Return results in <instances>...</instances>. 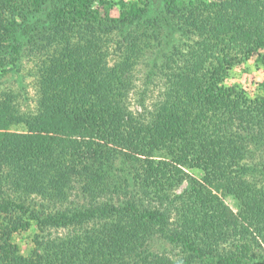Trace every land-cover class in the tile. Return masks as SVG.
I'll return each instance as SVG.
<instances>
[{
	"label": "trees",
	"instance_id": "1",
	"mask_svg": "<svg viewBox=\"0 0 264 264\" xmlns=\"http://www.w3.org/2000/svg\"><path fill=\"white\" fill-rule=\"evenodd\" d=\"M166 4L151 21L147 5L115 18L100 15L102 0H0V80L22 85L25 48L41 58L37 116L0 91V264H264L183 169L249 204L264 238V96L226 85L238 63L264 67V0ZM113 35L110 65L102 42ZM141 65L143 92L157 79L164 89L135 113ZM13 126L48 139L30 150ZM32 223L42 233L22 255L13 234Z\"/></svg>",
	"mask_w": 264,
	"mask_h": 264
},
{
	"label": "rangeland",
	"instance_id": "2",
	"mask_svg": "<svg viewBox=\"0 0 264 264\" xmlns=\"http://www.w3.org/2000/svg\"><path fill=\"white\" fill-rule=\"evenodd\" d=\"M106 3V6H99V13L102 16H112L115 18H118L119 15H121L123 10H126L127 8L134 5L137 8L139 7H145L146 5L151 8V12H147L146 15L143 17H149L151 18V21H153L155 18H162L165 16L163 14L164 9L168 11L167 1L171 0H102ZM200 3L204 7H206V10L208 12V8L211 5L212 8H215L214 5L216 3H220L223 0H199ZM99 3V2H98ZM202 6V7H203ZM138 11V10H137ZM143 14V13H142ZM169 14V12H168ZM149 15V16H148ZM167 16V15H166ZM146 27H148L149 31H154L155 28L160 27V25H155L156 23L152 22H145ZM115 43H116V37L107 38L104 42H102V46L106 51L110 54L108 55V61L109 64L112 65L113 61L117 56L115 55ZM34 44L36 47L38 45H41L39 40L37 42L35 41ZM37 49L34 52H30L29 48H25V51L23 53V70L25 72V76L23 78V83L20 85L18 81V77H16L13 74H9V78L5 80L4 78L0 80V91H6V94L14 95L16 96L14 106L18 109L20 114H25V117L29 116H37L39 114V107H38V98H39V85L37 83L36 77L32 75L33 68L36 67V63L41 60L38 53L36 52ZM150 55V54H149ZM255 57H252L251 59L238 63L234 69L231 70V74L226 80V85H233V84H240L242 88L247 90L252 96H255V94H261L264 96V67H258L255 63ZM138 79H137V85L135 90H133L127 99V105L130 110H132L135 113H146L145 107L142 106L141 101H144V105L147 106L148 110H151L157 101L161 98V92L164 89V83L161 80L157 79V82L153 85H150L147 88V91L144 93V73L146 72V69L143 68V65H141L138 68ZM144 93V94H142ZM16 126H13V130L10 131H16V132H25L27 133V139H28V148L30 150H33L36 148V145L38 144L40 138L47 136L46 133L39 134V133H30L26 129H23L21 126H17L18 129H14ZM2 131V130H0ZM42 132V131H41ZM57 131H53V134H56ZM52 135V131L50 132ZM48 138L45 137L42 140H47ZM131 152L138 153L140 156H143L138 148H132L130 149ZM260 153H262L261 156H264V150L260 149ZM185 172L191 174L193 177L200 180L205 189L208 191L209 195L213 198L215 203L218 205V208L221 210H224L226 213L228 219L230 220L233 227H231L230 233H228L230 238H232L235 242L234 243H242L248 240H255L257 242L256 245V252H263L264 253V238L260 234V227L261 222L257 219H255L251 215L250 206L249 204L245 203L244 201H239L236 199L233 195H230L226 193L225 191L218 190L216 187L215 180L207 179L205 177L204 172L201 169H188L183 168ZM186 183L182 185L181 188L185 187ZM262 186V185H260ZM2 200L1 194H0V201ZM5 213V212H4ZM1 216H5L6 220H9V214ZM9 213V212H6ZM237 228L239 230L238 233H240L239 236H234L233 234L235 232V229ZM48 231V230H47ZM50 233L52 234V237L65 235L68 232V228H58L55 227L50 228ZM42 233L39 226L32 223L31 225L20 228L19 231L15 232L13 234V241L18 245V250L22 255H29L34 248L36 242L35 237L36 235H40ZM160 242H156V246ZM162 244V242H161ZM160 245V244H159Z\"/></svg>",
	"mask_w": 264,
	"mask_h": 264
}]
</instances>
